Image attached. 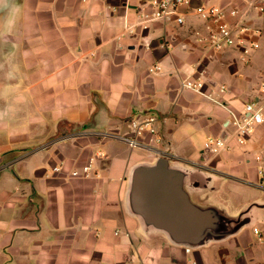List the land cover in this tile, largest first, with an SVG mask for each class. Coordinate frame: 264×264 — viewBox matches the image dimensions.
Returning <instances> with one entry per match:
<instances>
[{"label": "crops", "instance_id": "1", "mask_svg": "<svg viewBox=\"0 0 264 264\" xmlns=\"http://www.w3.org/2000/svg\"><path fill=\"white\" fill-rule=\"evenodd\" d=\"M149 1L9 0L0 264H264V120L240 143L231 114L258 102L264 116V0H191L182 25L145 22ZM201 5L240 10L229 20L260 47L197 43ZM201 71L220 103L183 86ZM149 112L162 142L145 134L130 146L121 136ZM209 137L226 147L207 150ZM162 155L201 173L186 185L193 201L235 220V232L188 252L130 211L131 170ZM88 164L89 177L72 176Z\"/></svg>", "mask_w": 264, "mask_h": 264}, {"label": "water", "instance_id": "2", "mask_svg": "<svg viewBox=\"0 0 264 264\" xmlns=\"http://www.w3.org/2000/svg\"><path fill=\"white\" fill-rule=\"evenodd\" d=\"M194 179L200 182L201 173L190 172L165 155L141 162L133 167L129 178L130 211L147 228L186 248L235 232V220L215 206L193 201L186 185Z\"/></svg>", "mask_w": 264, "mask_h": 264}, {"label": "built area", "instance_id": "3", "mask_svg": "<svg viewBox=\"0 0 264 264\" xmlns=\"http://www.w3.org/2000/svg\"><path fill=\"white\" fill-rule=\"evenodd\" d=\"M191 0H150L149 6L151 11L144 12L145 22L162 20H174L177 24H184L185 17L180 12L182 6L188 5ZM252 4V3H250ZM263 10V8H261ZM199 17L204 20L205 33L195 31L196 41L205 48L212 51H224L234 46H240L245 52H249L250 48H259L260 43L249 41L242 38V33L247 28L239 27L232 23L229 18L240 15V10L233 8L225 10L221 7L201 5L197 9ZM159 66H154L150 71H157ZM203 71L197 76H188L183 80V86L191 89L204 97L210 98L216 102L218 99L212 96V92L206 86ZM220 91L225 90V86L219 87ZM220 103V102H219ZM232 126L234 127V136L240 143H245L248 135L254 130L255 126L263 122V107L258 102H249L245 105L242 114L231 112ZM160 119L155 113L149 112L144 116L134 117L130 121L131 134L122 135L121 138L132 147L142 146L141 137L145 134L150 135V141L155 145L162 142L159 134ZM227 139L224 137H209L206 142V149L211 152H219L226 147ZM62 166H55V171H61ZM91 164L85 165L82 172L74 170L72 176L89 177ZM256 232H258L256 230ZM188 252L191 248L186 249Z\"/></svg>", "mask_w": 264, "mask_h": 264}, {"label": "rangeland", "instance_id": "4", "mask_svg": "<svg viewBox=\"0 0 264 264\" xmlns=\"http://www.w3.org/2000/svg\"><path fill=\"white\" fill-rule=\"evenodd\" d=\"M8 4H9V0H4L0 5V10H2L0 12H1V15H3L2 18H0V25L1 24L3 25L2 28L0 26V61L1 62L3 61L4 63L6 62L7 54L5 53L6 49H5L4 44H5L6 40L3 37V35H4L3 33L7 31V26H6L7 25V19H3V18L5 16H7V11H6L7 9L6 8H7ZM3 53H4V55H3ZM3 66L1 67V73L2 74L4 71V70L2 71ZM9 82L10 81H8V78L7 79L5 78L3 81H0V96H1V98H0V114H2V122L3 123L7 122L9 120L10 116H12V114L10 115V110H12L14 108L13 104L10 103L8 97L7 98L4 97V95H8V93L13 94V92H11V89H6V88H8ZM24 94L25 93L22 92L23 100H24ZM33 116H35V115H33ZM35 119H37V118H33V120H35ZM3 148H4V146H3ZM19 151H23V150L19 149ZM1 156L3 157V155H1ZM6 160H7L6 158H2L0 163L4 164V163H6L5 162ZM148 160L149 161L153 160V158H150Z\"/></svg>", "mask_w": 264, "mask_h": 264}]
</instances>
